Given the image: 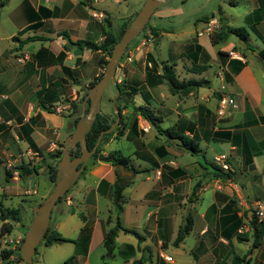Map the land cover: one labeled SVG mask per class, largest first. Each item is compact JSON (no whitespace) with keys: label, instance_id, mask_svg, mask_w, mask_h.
I'll use <instances>...</instances> for the list:
<instances>
[{"label":"crops","instance_id":"crops-1","mask_svg":"<svg viewBox=\"0 0 264 264\" xmlns=\"http://www.w3.org/2000/svg\"><path fill=\"white\" fill-rule=\"evenodd\" d=\"M113 2L132 7L143 4L142 0ZM0 4V119L10 123V126L0 125V207L7 208L3 205L5 199H20L23 195L32 194L29 197L39 200L49 190L40 191L39 186L35 187L37 191L33 190L29 178L7 179L5 161L14 159L27 147L49 157L60 141L74 130L75 110L70 103L79 99L81 88L89 87L90 82L103 74L104 70L98 64L103 53L92 52L75 43L100 44L103 28L116 33L129 20L128 17L132 20L139 10L126 12L123 17L115 19L107 10L96 8L99 4L91 0H0ZM257 9V0H250V9L243 18L248 30L245 29L256 37L255 53L250 49L249 35V49L236 37L237 42L228 41V37L219 42L222 44L219 49L215 48L219 43L213 44L210 34L220 27V17L223 24L231 27L219 14L207 22L201 19L206 27L194 31L191 49L177 55L176 61L158 62L154 54L148 52L141 80L124 78L119 81L115 74V81H119L117 84L124 82L129 89H137L132 100L139 97L141 104L138 106L155 110L162 117L161 125L165 115L161 112L163 109H157L153 92L166 84L148 83L145 78L150 68L147 56L150 55L159 67L162 62L173 64L180 81H203L202 87L180 97L201 96L206 89L214 95L207 101L203 100L205 97L198 98L203 102L198 103L196 120H189V110L185 113L180 111L182 115L179 114L174 123L160 126L166 129L179 121L185 122L192 129L185 130L184 135L198 142V155L203 156L206 162L213 163V158L219 154L227 156L229 178L213 177L207 165L203 168L194 158L199 156H192L179 147V141L167 139L156 131L153 136H148L150 129L142 134L138 126L133 131L131 124L126 126L121 137H109L102 146V155L120 153L108 151V146L120 138L132 144L125 170L131 175L124 176L131 183L122 191L123 206L119 220L124 228L143 238L138 242L132 235L118 233L109 264H229L235 256L244 257L242 264H264V233L259 244L252 248L254 234L250 228L252 219L248 216L255 210V203L264 202V57L260 56L264 54V12L260 21L255 23ZM90 10L102 12L105 17L100 21L92 19ZM167 16L159 8L151 16L154 24L149 25V30H155L156 39L170 31L160 28L156 22L168 19ZM106 20L111 23L110 28ZM212 20L217 23L214 31L208 28ZM157 44L158 40L155 50ZM195 46L201 50L197 51ZM229 52L240 58L229 57ZM61 53L63 58L58 57ZM194 54L198 56V65L208 66L202 73L189 72ZM180 58L189 61L187 72L194 75L191 79H180L177 75L175 67L179 65ZM211 65L217 68L216 76L220 82L216 90H210L209 78H202L203 75L208 76L206 72ZM222 96L231 99L235 107H228L223 116H217V104ZM82 105L83 101L80 115ZM56 108L64 110L56 113ZM63 116L70 122L62 119ZM137 118L142 122L141 127L148 123L140 116L134 118L136 123ZM26 138L31 140V145ZM211 145H220L223 151L213 153L207 159L206 150ZM159 148H164L165 153H161ZM50 162V158L45 160V164ZM175 170H182L184 174H173ZM35 175L38 176V172ZM115 180V168L110 164L99 161L86 164L72 185L75 188L71 192L69 189L63 201L56 204L51 212L49 228L65 241L49 246L41 241L39 245L43 250L37 253L36 248L35 255L38 256L36 262L33 260L34 264H53L55 260L64 262L69 251L71 257L64 264L70 261V264H98L95 260L91 263L94 254L100 258L101 264H108L104 260L106 249L103 239L104 233L115 225L111 198ZM32 211L26 224L23 220L21 223L5 221L12 225V232L5 234L9 238L23 240L32 220ZM187 215L191 216V230L178 246H174L177 232ZM64 244L70 248L65 250L62 248ZM6 250L12 251L8 261L23 264L17 260V251ZM47 251H52L54 257H48ZM161 255L170 257L171 262Z\"/></svg>","mask_w":264,"mask_h":264},{"label":"rangeland","instance_id":"rangeland-1","mask_svg":"<svg viewBox=\"0 0 264 264\" xmlns=\"http://www.w3.org/2000/svg\"><path fill=\"white\" fill-rule=\"evenodd\" d=\"M144 0H142V3ZM142 4H140L137 7H132L130 4L121 3V4H114L113 0H106L104 4L96 5V8H103L107 10L111 15L114 16V18L119 19L125 15L126 12L129 11H135L137 12L141 8ZM250 9V0H167L163 5L159 7V11H164L165 15L168 14V19H162L156 21L158 26L160 28H164L165 30H170L169 32H165L159 35V38H155L153 36V40L151 43L145 42V36L149 33V25L152 26L154 24L153 18H151V21H149L144 29L140 32V34L135 38L127 47V49L124 52L123 57L120 60V64L123 66L121 67L119 64L118 69H116V79L118 78L119 81H122L124 78H130V79H142L143 78V70L144 66L146 64V54L150 52L151 54H154L155 58L158 60V62L161 61H169L174 62L176 61L177 55L181 54V52L185 53L189 51L190 45L192 40L195 39L194 31L196 29L203 30L206 26H203V19L204 17H209L210 15H216V17L220 14L222 17L226 19V21L231 25V27L239 28L244 27L247 29V23L243 22L244 16L247 14V12ZM157 10V9H156ZM130 19V17H128ZM106 26V23H105ZM217 23L212 20V22L209 23L208 28H211V31L216 30ZM204 27V28H203ZM248 30V29H247ZM249 32V31H248ZM250 37V45H251V51L255 53V45L254 42L256 41V37L249 32ZM205 38V37H204ZM158 40V44L155 50V43ZM228 41L237 42L238 40L234 36H229ZM227 41V42H228ZM222 46V44H218L215 48L219 49ZM155 50V51H154ZM129 58V60L127 59ZM108 60V58H107ZM134 62V63H132ZM132 64H134L132 66ZM179 64V65H178ZM177 65L175 67L176 73L179 76L180 79H191L194 75L189 74L187 72V69L190 68L189 61L185 60L184 58H180L177 62ZM102 70V69H101ZM103 72V71H102ZM208 76H204L202 78H209L210 83V90H216L219 85V79L216 76L217 68L214 65H211L210 69L206 72ZM209 73V74H208ZM115 79V80H116ZM200 78L196 79L199 80ZM116 81V84L119 81ZM93 82H90V84ZM88 87L81 88L79 99L76 102L70 103L71 105L74 104L75 107V117H79L80 111L79 108L81 106V98L82 96L88 92ZM207 90V89H206ZM202 91L201 96L195 95L188 97L186 99L183 98H176L169 94L168 89L166 85H163L161 87H158L154 92L153 96L155 97V104L158 110L163 109L161 111L165 116H163V124L162 127H167L174 123L179 117V114L182 115V113H185L189 110V120L195 121L196 120V109L199 106L198 103L203 102V100L207 101L208 99H213L214 95L212 93H209L208 91ZM208 93V94H207ZM117 91L115 87L111 84H109L106 89L104 90V93L101 98L100 103V111L101 113H104L109 115L110 118L114 121L115 115L112 113V100L116 97ZM205 97L202 101L198 98ZM134 100V101H133ZM133 100H127L125 103L122 101V103H118L121 108L127 106V108L122 109L119 123L122 120V125L120 126H128L132 122L134 115L132 113V105L138 106V104H141V100L139 97L133 98ZM132 104V105H131ZM115 105L117 106V99L115 102ZM87 109V106H86ZM182 113H181V112ZM166 112V114H165ZM119 113V112H118ZM70 116L73 117V114ZM68 123L70 122L68 117L63 116L62 119ZM139 118V117H138ZM137 118V126L140 129L141 133L143 134V131L141 130L142 122H139V119ZM179 119V118H178ZM118 123V124H119ZM148 124V123H147ZM149 125V124H148ZM150 131L146 135L153 136V133H155V129L151 125H149ZM61 133H64L62 131ZM63 141H60L59 145H63ZM58 145V146H59ZM57 146V148H58ZM133 149L132 144L128 141H125L123 139H118L114 142H112L108 146V151H120L122 156L127 157L129 155V152ZM62 150V149H61ZM214 150V152H212ZM207 154L205 155L206 158H210L213 153H219L223 151V149L220 147V145H211L209 148H207ZM52 154V153H51ZM45 158V159H44ZM47 158L51 159V156L44 157V155L41 153L39 154V161L35 163L37 166L38 176L35 174L30 175L29 177H25L24 179H31L32 180V187L33 190L37 189L36 186H39L40 191L46 190L48 191L45 193V196L41 197L39 200H35L31 197H29L32 194H26L23 195L21 201L18 197H12L10 199H5L3 202V205L5 207H13L18 208L21 213V222L23 220V224L28 223L30 219V213L31 211L43 203L45 198L51 193L54 183L50 182L48 180L47 175V168L45 164V160ZM196 160L198 159L200 164L205 166L204 160L202 156L194 157ZM89 162V161H88ZM35 181V182H34ZM79 181V180H78ZM77 181V182H78ZM75 186V185H74ZM72 186L69 190L71 192L75 187ZM37 191V190H36ZM20 204V205H19ZM250 217V220L255 216L254 210L253 212L248 215ZM247 216V217H248ZM256 217V216H255ZM249 220V221H250ZM62 248H67L68 245L64 244L62 245ZM42 245H38L37 247V253L40 252L42 249ZM3 250V249H2ZM2 250H0V256L2 253ZM62 250V249H61ZM104 253V252H103ZM48 257H54V253L52 251L46 252ZM71 252L69 251L67 253V258L64 262L69 260L71 256ZM37 256H34V261L36 262ZM111 257H108L107 254L104 256V260L109 264ZM91 263H94V260L98 262V264H101L100 258L97 257L96 254L92 255L91 257ZM64 262H58L55 260L53 264H64ZM71 262V261H70ZM70 262L68 264H70Z\"/></svg>","mask_w":264,"mask_h":264},{"label":"trees","instance_id":"trees-1","mask_svg":"<svg viewBox=\"0 0 264 264\" xmlns=\"http://www.w3.org/2000/svg\"><path fill=\"white\" fill-rule=\"evenodd\" d=\"M258 2V9L256 10V17L254 19V22L257 23L261 19V13L263 14L264 12V0H257ZM2 4H0L1 6ZM134 17V16H133ZM214 18V15H210L209 17H204V21H209ZM131 19H129L126 23H124L121 28L118 30V32L114 33L110 29L107 31L102 29V35H103V40L101 41L100 44H94L91 42H82L78 41L75 43V45H78L82 48L89 49L92 52L95 51H101L103 53V57H101L98 61V64L100 67L104 70L105 66L107 64V59L110 57L111 50L113 46L119 41L123 31L126 29L128 26L129 22ZM220 27L218 28L217 31L213 32L210 34V39L213 44H217L221 41L226 40L229 36H234L238 38L241 42H243L246 46V49H249V45L247 43V38H248V31L245 28H232L229 26H226L223 24V19L220 17ZM107 27H111V23L109 20H106ZM149 32L155 37L157 34H155V30L151 29ZM146 37V36H145ZM197 51H200L199 46H195ZM63 53H61L58 57L63 58ZM261 57H264V54H260ZM198 56L194 54L193 57H191V62H192V67L190 68L189 72L192 74H199L205 71L208 66L205 64L203 65H198L197 62ZM148 63L150 64V68L147 69L146 72V80H148V83L150 85H159L162 83H165L166 86L168 87L169 93L172 96H179V97H185L189 95L190 93L196 91L203 85V81H192V80H187V81H180L178 77L175 74V71L173 69L174 65L169 64L168 62H162L159 65L153 60V58L148 55L147 56ZM118 66L116 67V69ZM102 77V74L96 78L93 83L90 84L88 87V90H90L96 82ZM115 89H118L120 91L119 96L117 97V109L119 112V115H121L122 109L127 108V106L121 108L118 103H122V101L125 103L127 100H132V95H134L137 92L136 88H128L127 86L124 85V82H120L119 84H116ZM87 90V91H88ZM87 92L82 96L81 101H83L84 97L86 96ZM132 105V104H131ZM72 110L75 109L76 106L72 104L70 106ZM88 107V105H87ZM47 110H50L49 108H46ZM113 113V112H112ZM132 113L134 115V118L136 116L142 117L144 120L148 122L149 125L155 129L157 134L166 137L167 139L170 140H177L180 142V146L183 150L191 154L192 156H199V144L197 141L188 138L187 136L184 135V131H191L192 128L186 125L185 122L179 121V123L174 124L173 126H170L166 129H162L160 126L162 123V117L160 115H157L155 110L151 109L148 106H135L132 105ZM114 114V113H113ZM133 118L132 122L130 123L133 124V131H136L137 123L136 120ZM79 117H76L73 119V126L76 125ZM114 121L110 118L109 115L101 113L100 115H97L89 132L86 134V146L88 150H91L96 142L97 136L99 133L103 130H106L110 127V124L113 123ZM122 125V120L121 122L114 128V130L106 134L102 137L100 145L97 147L96 151L91 155L89 159V164H95L97 161L103 162L110 164L114 168L119 165L123 167L124 170H127L128 168V158L122 156L119 152H112L107 155H102V146L104 143L108 140L109 137H112L115 135L117 138L121 137L123 135V132L126 130V125ZM26 141L28 142L29 145H31V140L29 138H26ZM62 144L58 146L57 149L54 150V152L50 155L51 156V162L49 164H46L47 168V175H48V180L52 183L55 182V177H56V163L61 157V149H62ZM33 148V147H32ZM36 150L35 148H33ZM161 153H165L164 148H159ZM80 150L77 148V150L74 152L73 155H79ZM204 163L207 165L208 170L212 173L213 177L219 178V179H227L229 178V173L223 172L220 168L216 167L213 163L206 162L204 157L202 156ZM37 166L35 164H26V165H21L17 167V170L19 172V177L20 179H24L25 177H29L32 174H37ZM203 167V165L201 164ZM204 168V167H203ZM6 178L8 179L9 173L5 172ZM173 174H184L182 170H175L173 171ZM115 175H116V180L114 184L112 185V193H111V198H112V205H113V211L115 215V225L114 227L109 230L108 232L104 233V239H103V245L106 249V254L108 257H111V254L114 250V240L117 236L118 233L122 232L124 234H129L132 235L137 239L138 242L142 241L143 238L137 234L133 230H129L127 228H124L119 220V214L122 211V206H123V197H122V191L130 185V180L127 178L120 177L118 170L115 168ZM103 185V182L101 183ZM100 184V186H102ZM196 189V188H195ZM194 189V192H195ZM68 192V191H67ZM67 192L65 193L64 196L59 198L58 203L63 201L65 196L67 195ZM193 192V193H194ZM21 213L19 209L15 208H2L0 207V235H3L5 233L10 234L12 232V225L9 222H5L7 220L13 222V223H21ZM192 227V220L191 216L187 215L184 219L183 224L180 226L176 239L174 241V246H178L186 237V235L189 233ZM250 228L254 234V242L252 244V248L256 247L259 244V238L260 236L264 233V222L263 220L258 222L256 217L253 216L252 220L250 221ZM57 241H65L64 239L61 238L59 234L56 232H53L50 230L48 227V230L42 240L43 244L45 246H49L54 242ZM12 253L10 250H2L0 258L5 260L7 264H15V262L8 261L7 258L8 256ZM17 254V260L23 262L19 255V250L16 252ZM244 257H233L232 261L229 264H242L244 262ZM34 264V263H33Z\"/></svg>","mask_w":264,"mask_h":264},{"label":"water","instance_id":"water-1","mask_svg":"<svg viewBox=\"0 0 264 264\" xmlns=\"http://www.w3.org/2000/svg\"><path fill=\"white\" fill-rule=\"evenodd\" d=\"M166 1L167 0H144L139 11L123 31L119 41L113 46L102 77L84 97L81 115L73 132L66 137L63 142L61 157L56 163V177L53 189L43 203L35 207L32 211L31 223L26 228L24 238L19 248V255L24 264H33V257L36 253V248L43 240L48 230L52 209L57 204L59 198L65 195L83 172L91 155L100 145L102 137L111 133L118 125L120 115L115 102L120 91L117 89L116 97L112 100L115 120L110 124L108 129L99 133L93 148L88 150L86 146V134L89 132L96 116L101 114L100 103L104 90L109 84L116 86L115 73L117 65L123 57L128 45L137 38L156 9ZM87 103L88 109L86 110L85 105ZM77 148H79L80 153L76 156L73 154ZM115 168L118 170L120 177L131 175L130 173L125 172L123 167L119 165Z\"/></svg>","mask_w":264,"mask_h":264},{"label":"built area","instance_id":"built-area-1","mask_svg":"<svg viewBox=\"0 0 264 264\" xmlns=\"http://www.w3.org/2000/svg\"><path fill=\"white\" fill-rule=\"evenodd\" d=\"M91 1L94 4H101L105 2V0H91ZM89 14L92 19L99 21L105 17L102 12L96 10H90ZM144 40L147 43H151L153 40V35L149 32ZM228 55L229 57L234 59L240 58L238 55L234 54L233 52H229ZM127 59L129 60V58ZM119 65L121 64L119 63ZM228 107L234 108L235 107L234 102L229 98L223 96L220 97L218 100L217 110H216L217 116H223ZM63 110L64 109L56 108L55 112L61 113ZM0 125L10 126V123L0 119ZM149 129H150L149 125L147 123H143L141 130L143 132H148ZM37 161H39V153L27 147L26 149L22 150L14 159L5 161L4 170L5 172L9 173L10 180L15 181L19 178V172L17 170L18 166L26 165V164H35ZM213 164L216 167L220 168L223 172L229 171L228 158L225 154H219L215 156L213 158ZM254 207H255L254 213L257 220L264 219V202H257L255 203ZM21 243L22 240H20L19 238H14V239L9 238L7 234L0 235V246H2L4 249L9 248L13 251H18ZM161 258L165 259L167 262H171L170 257H165L161 255ZM0 264H6V262L0 259Z\"/></svg>","mask_w":264,"mask_h":264}]
</instances>
